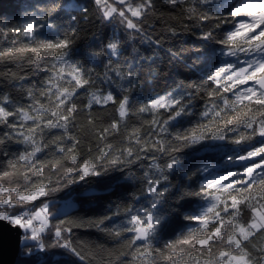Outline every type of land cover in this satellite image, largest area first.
Here are the masks:
<instances>
[{
	"label": "snow or ice",
	"instance_id": "1",
	"mask_svg": "<svg viewBox=\"0 0 264 264\" xmlns=\"http://www.w3.org/2000/svg\"><path fill=\"white\" fill-rule=\"evenodd\" d=\"M0 69L14 264H264V0L28 3Z\"/></svg>",
	"mask_w": 264,
	"mask_h": 264
},
{
	"label": "trees",
	"instance_id": "2",
	"mask_svg": "<svg viewBox=\"0 0 264 264\" xmlns=\"http://www.w3.org/2000/svg\"><path fill=\"white\" fill-rule=\"evenodd\" d=\"M43 0H0V16L7 15L8 17L12 18L13 22L15 23L16 20L21 15L23 7L28 3H42ZM2 69H0V73H2ZM82 123L83 117L81 118ZM105 182L99 183H92L90 182L88 185L76 188L71 195L77 197V205L78 207L87 204L89 202H96L100 201L103 202L106 199L104 195ZM54 199H66L67 196L64 193H54ZM80 231H87L81 229ZM91 239L95 240L96 237L93 236ZM49 264H61V257L60 255L53 252L48 258Z\"/></svg>",
	"mask_w": 264,
	"mask_h": 264
},
{
	"label": "water",
	"instance_id": "3",
	"mask_svg": "<svg viewBox=\"0 0 264 264\" xmlns=\"http://www.w3.org/2000/svg\"><path fill=\"white\" fill-rule=\"evenodd\" d=\"M16 260L14 243H6L0 247V264H14Z\"/></svg>",
	"mask_w": 264,
	"mask_h": 264
}]
</instances>
